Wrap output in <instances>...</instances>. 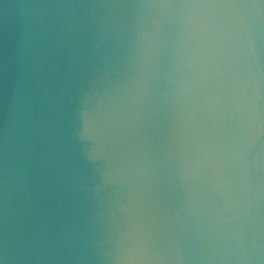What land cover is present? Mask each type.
<instances>
[{
    "label": "water",
    "instance_id": "water-1",
    "mask_svg": "<svg viewBox=\"0 0 264 264\" xmlns=\"http://www.w3.org/2000/svg\"><path fill=\"white\" fill-rule=\"evenodd\" d=\"M0 264H264V0H0Z\"/></svg>",
    "mask_w": 264,
    "mask_h": 264
}]
</instances>
